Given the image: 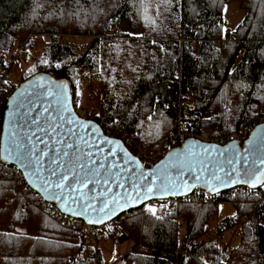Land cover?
Masks as SVG:
<instances>
[{
	"label": "trees",
	"instance_id": "16d2710c",
	"mask_svg": "<svg viewBox=\"0 0 264 264\" xmlns=\"http://www.w3.org/2000/svg\"><path fill=\"white\" fill-rule=\"evenodd\" d=\"M229 1L0 0V61L26 59L36 36L46 34L34 71L20 82L36 73L62 79L75 106L84 78L97 98L91 119L136 131L145 148L168 141L171 149L182 142L173 136L180 132L183 139L203 131L221 136L247 125L264 105V0H236L243 17L224 32L221 7ZM121 20L130 33L111 36ZM61 35L90 39L77 50ZM203 193L196 188L154 213L145 203L117 216L115 237L132 246L110 264H264V201L234 198L242 220L226 216L216 227L219 235L237 225L236 244L223 251L216 239L200 238L218 203L204 202ZM63 216L0 161V264H104L80 233L81 220Z\"/></svg>",
	"mask_w": 264,
	"mask_h": 264
},
{
	"label": "water",
	"instance_id": "95a60500",
	"mask_svg": "<svg viewBox=\"0 0 264 264\" xmlns=\"http://www.w3.org/2000/svg\"><path fill=\"white\" fill-rule=\"evenodd\" d=\"M49 92L53 94L49 95ZM62 104L67 106L68 111L62 110ZM68 120H71L72 123H67ZM32 121H36V123H32ZM38 125L43 128H48L49 125L54 127L63 125V127H57V135H53L51 132L46 135L36 133L37 136L42 135L43 140L48 142L49 157L55 156L54 148H61L70 153L69 157H63L67 161L79 147L85 154L81 163L87 162L89 159L87 153L91 152V159L97 161L95 167L98 168L100 163L104 164V169L100 170L101 175L96 177L99 184L90 183L88 188L83 189L89 197L94 196V200L81 201L79 199L80 191L72 192L67 187V184L72 182L70 173L69 181L66 182L64 193L61 195V190L55 188L54 184L59 180L61 173L66 170L61 167L57 170V175L53 176L51 173L55 165L49 164V157H44L42 170L38 175L32 174V167L22 166L18 160L12 157H9L8 160L3 159V156L6 155L5 148L12 147L10 141L13 138V133L17 138L27 143L25 133L32 135L36 132ZM82 125L87 127L82 128ZM69 128L77 134H69ZM81 136L83 139L80 138ZM58 140L72 143V149H65L63 143L54 144ZM105 140L117 143L109 144ZM84 141H87L91 147L86 146ZM39 148L44 149L45 145L40 144ZM101 149L103 151H100ZM110 149L116 152L115 156L108 155ZM124 151L128 153L127 156ZM105 157L107 159H104ZM129 157L139 161L119 139L105 136L98 123L92 119L83 118L75 112L69 85L62 79L36 73L19 82L4 100L0 121V161L6 165H12L19 172L26 186L44 202L53 206L58 213L93 226H101L120 214L136 209L152 200L186 197L196 188L206 194L222 192L236 186L255 188L251 186L255 176L264 172V163H261L264 161V122L254 125L244 139L230 140L221 145L196 138H186L179 145L168 149L161 158L147 168L144 166L138 168L133 159ZM114 163L119 167L111 168ZM139 163L141 164L140 161ZM106 169H111L112 174L105 171ZM86 171L87 169H76L79 176H83ZM142 173L147 175V179L143 182L141 181ZM237 173H239L238 179L241 182L232 183L237 179ZM252 173L254 176L250 175ZM151 174H156L155 185H152L153 175ZM214 174L220 176L226 183L221 185L220 181L215 180ZM117 176L119 179L116 178ZM104 179L108 180L107 184L104 183ZM261 179L264 181V177ZM45 181L49 183L45 184ZM168 181H174L176 185H190L191 188L190 190L183 187L170 188V191L165 193L156 187V185ZM209 182L218 190H211L208 187ZM121 183L123 187L119 186ZM133 184L140 185L141 195L139 197H136ZM260 184L257 183L256 187ZM145 185L153 186V192L148 193L147 199H143L146 191ZM72 186L77 187L75 184ZM109 188L110 192H108ZM172 191H175L176 194H172ZM102 192H108L107 196L99 195ZM116 194H119L120 197V207L109 204L105 212H100L99 208L102 203L111 200ZM129 194L136 198L127 199ZM53 196L58 198H51ZM86 203H91L96 210L84 211L83 205ZM111 208L116 209L114 214L106 215ZM67 209L83 212V214L73 215L72 211ZM89 220L102 222L89 223Z\"/></svg>",
	"mask_w": 264,
	"mask_h": 264
},
{
	"label": "snow or ice",
	"instance_id": "6c2138e0",
	"mask_svg": "<svg viewBox=\"0 0 264 264\" xmlns=\"http://www.w3.org/2000/svg\"><path fill=\"white\" fill-rule=\"evenodd\" d=\"M53 93L49 92V95H52ZM62 95V93H61ZM61 108L63 111H68L67 106L65 104L61 105ZM45 111H47V109H45ZM61 119H63V117H61ZM32 123H36V121H32ZM67 123L71 124L72 121L68 120ZM57 127H63V125H58V126H52L49 125L48 128H43L40 127L39 125L36 128V132L32 133V135H28L27 133H25V136H27V143H25L24 141H22L21 139L16 137V134L13 133L12 136L13 138L11 139L10 143L12 145V147H6L5 148V152L6 155L3 156V159L8 160L9 157H12L13 159L18 160L22 166H27V167H32L33 168V175H38L41 170H42V166H43V160L44 157H49V153L47 151V147H48V142L43 140L42 135L41 136H37L36 133H41V134H48L49 132H51L53 135H57ZM83 127H87L86 125H82ZM68 133L71 135H76L77 133L69 128L68 129ZM33 137H35V140H33ZM81 139H83V137H80ZM106 143L109 144H114L117 143L115 141H111V140H105ZM63 143L64 144V148L65 149H72L73 144L72 143H67V142H63V141H55L54 144H60ZM40 144H44L45 148L44 149H40L39 145ZM84 144L88 147H91L90 144H88L87 141H84ZM55 151V156H51L49 157V164L50 165H55V168L52 169V175L56 176L57 175V170L60 169L61 167H63L66 171L62 172L59 180L54 184L55 188H58L61 190L60 194L63 195L64 193V189L66 187V182L69 181V173L71 174L72 177V182L67 184V187L72 191V192H76V191H80V196L79 199L81 201H89V200H94L95 197H89L84 191L83 189L88 188L90 183H95V184H99V180L96 179V177H99L101 175L100 170L104 169V164L100 163L99 167H95L97 161L92 160L91 156L92 153L89 152L87 153V156L89 157V159L87 160L86 163H81V161L84 160V156L85 154L81 151V149L79 147H77L76 152L74 154H72V157L70 159H68L67 161H65L63 159V157H69L70 153L64 149L61 148H54ZM100 151H103L102 149ZM125 156L128 155V153L126 151H124ZM109 156H115L116 152L114 150H109L108 153ZM130 159H133V162L136 164V166L138 168H142L143 165H141L139 163V161H136L134 158L129 157ZM104 159H107V157H105ZM261 163H264V161H261ZM119 165L118 164H112L111 168H118ZM80 169V170H84L87 169V171L84 173L83 176H79L76 172V169ZM105 171H107L110 175L111 173V169H106ZM153 175V181H152V185L156 184V174H151ZM254 176V173L250 174ZM239 173H237V179L233 180L232 183H237V182H241L238 179ZM262 177H264V172H261V174L259 176H255L254 178V182H252L251 186L252 187H256L257 183H262V186H264V181H262ZM117 179H119V177H116ZM214 178L217 181H220L221 185L225 184L226 181L223 180L220 176L215 175L214 174ZM147 179V175L145 174H141V181L143 182L144 180ZM197 179H199L197 177ZM247 182V181H244ZM48 181H45V184H48ZM104 183H108L107 179H104ZM75 184L77 187H73L72 185ZM152 185H145L146 191L144 192L143 195V199H147L148 198V193L153 192V186ZM120 187H123V184L121 183L119 185ZM156 187L167 193L168 191H170V188H176V187H183L185 189H189L191 188L190 185H186V184H182V185H176L174 181H168V182H162L160 185H156ZM208 187L211 190H218L216 189L211 182H209ZM133 190L136 193V197H139L141 195L140 193V185L137 184H133ZM111 189H108V192H110ZM108 192H102L99 193V195L101 196H107ZM172 194H176L175 191H172ZM136 197L131 196L130 194L127 196V199H135ZM53 199H56L58 197L53 196L51 197ZM109 204H113L116 205L117 207H120V197L119 194H116L111 200L108 201H104L102 203V206L99 208L100 212H105V209L108 208ZM84 211H87L88 209H92L93 211H95L96 209L93 207V205L91 203H86L83 205ZM69 211H72L73 215H82L83 212H76L75 210H71V209H67ZM115 208H111L108 210V213H106V215H108L109 213L114 214L115 212ZM150 211H152L153 213L155 212V209H150ZM93 222H102V221H92L89 220V223H93Z\"/></svg>",
	"mask_w": 264,
	"mask_h": 264
},
{
	"label": "rangeland",
	"instance_id": "374dc122",
	"mask_svg": "<svg viewBox=\"0 0 264 264\" xmlns=\"http://www.w3.org/2000/svg\"><path fill=\"white\" fill-rule=\"evenodd\" d=\"M243 14L244 11L240 8L236 0L224 3L221 7V16L226 22L223 31L225 32L234 28L241 21ZM118 27H120L119 24ZM115 30L118 31L119 29L115 28ZM117 35H119V33ZM60 38L63 39V41L65 42L71 43L73 46L76 47L77 50H81L82 47L90 39L88 35H61ZM46 41V34L37 35L36 39L33 41L32 47L28 49L26 59H18L17 63H13V61L12 64L10 63L11 67L9 66L8 68V74L10 80L12 81V83L15 84V86L20 82L22 77H25L27 73H29L30 71H34V58L39 55L41 49L43 48V43H45ZM75 97V106L73 107L75 112L79 116L80 114H82V110H87V108L89 109L90 114H93L92 112H94V109L96 108L95 103L97 101V98L96 94L93 93L92 88L88 85L84 78L79 79L76 83ZM83 106H87V108H84ZM77 108L80 109V111H78ZM136 142L142 149H144L146 153L156 154L157 151H163L164 154L167 149H169L168 144H166L169 143L168 141H162L160 144L153 148H145V146H143L142 144L140 145L137 139ZM146 164H148V162ZM144 167L147 168L148 165ZM149 202H146V204H148ZM238 203L243 204V202L241 201H238ZM231 204L232 203H217V213L213 216V218L207 221L205 227L206 231L200 236L202 240L205 239L215 241L216 239L219 247L223 251H227L237 242V225H234V227L231 226V228L229 229H223L219 235L215 234V231H217L215 230L216 227L224 226L220 223L226 216H228L230 220L231 218H234L236 216L235 210L233 209ZM151 209L155 208L151 206ZM115 219L116 218L101 225V233L94 238V242H91V248L93 250H95V248L97 249V252L104 264H110L115 259L121 260L120 257L126 252H128L132 246V241L130 239L120 241L115 237L114 227L112 226L115 222ZM240 219L242 220V216H237L232 221L233 223H237L238 221H240ZM177 222L179 224V230H176V232L178 241H180L183 234V228L180 225L182 220L180 218H177ZM118 225L120 226V224ZM116 231L121 233L119 228H116ZM177 252L175 251V255L178 254ZM164 264H176V262L168 260Z\"/></svg>",
	"mask_w": 264,
	"mask_h": 264
},
{
	"label": "built area",
	"instance_id": "2783aa9c",
	"mask_svg": "<svg viewBox=\"0 0 264 264\" xmlns=\"http://www.w3.org/2000/svg\"><path fill=\"white\" fill-rule=\"evenodd\" d=\"M111 36H117L119 31L115 29H111L109 31ZM16 63L14 62V58L10 60V63L12 64ZM10 63L7 65V58L3 59V61H0V103L5 100V98L10 94L12 87L9 82V74H8V68L10 66ZM11 67V66H10ZM83 74L87 73V70H83ZM84 108H87V106H83ZM78 109V108H77ZM264 105L261 106L260 109H258L251 121L244 126H240L237 130H234L228 134H222L220 135H214L210 136L209 132L203 131L201 134H198L195 136V138L203 141H209L216 144H223L230 140H239L242 138H245L247 134L250 131V127L252 125L264 122ZM80 111V109H78ZM91 115L89 109H83L82 114H80L83 118H90ZM90 116V117H89ZM114 123V124H113ZM99 126L103 132V134L107 137L113 138V139H119L124 146L127 148V150L136 158L139 159L142 165L148 167L156 162L161 156L163 155V151H157L156 154L146 153L144 149H142L138 143L136 142V131L130 132L124 128L121 124L115 123V122H106V121H100ZM215 131V130H213ZM175 138L177 137L179 141L183 140L184 134L177 133L174 134ZM148 162V164H146ZM13 169H15L13 167ZM238 196H252L255 197L254 205L256 206L259 202L264 201V186H262V183L255 188L249 189L244 186H236L232 187L230 189H227L222 192H217L214 194H206L203 193V201L209 202V201H216L221 203H232L234 201V198ZM187 197V196H186ZM186 197H177V198H167L163 200H153L147 204L148 208L151 209V206L154 208L156 207H168V206H175L179 204L182 201H185ZM64 221L70 222L72 218L69 216L64 215L63 216ZM74 225V222H72ZM119 220L115 219V222L113 223L114 232L116 228L119 226ZM176 230H179V226L176 227ZM79 231L82 235L87 237L89 240H92L94 242V238L97 237L101 233V226H93L85 223H81L79 226ZM115 236L119 237L120 233L115 232Z\"/></svg>",
	"mask_w": 264,
	"mask_h": 264
},
{
	"label": "crops",
	"instance_id": "0c3cea01",
	"mask_svg": "<svg viewBox=\"0 0 264 264\" xmlns=\"http://www.w3.org/2000/svg\"><path fill=\"white\" fill-rule=\"evenodd\" d=\"M118 24L120 25V27H117L119 29V31H123L127 34L130 33V30H129L127 24L123 20H121Z\"/></svg>",
	"mask_w": 264,
	"mask_h": 264
}]
</instances>
